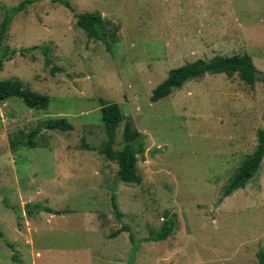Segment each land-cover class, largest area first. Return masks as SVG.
I'll return each instance as SVG.
<instances>
[{"label": "rangeland", "instance_id": "1", "mask_svg": "<svg viewBox=\"0 0 264 264\" xmlns=\"http://www.w3.org/2000/svg\"><path fill=\"white\" fill-rule=\"evenodd\" d=\"M22 1L0 0V27ZM67 1L77 14L102 15V41L64 5L39 0L13 19L1 44L49 46L59 72L40 50L16 54L0 72L50 99L39 110L0 101V264H261L264 159L244 189L227 198L224 191L257 148L264 78L249 86L237 75L207 74L150 98L170 70L197 60L248 54L264 74V0ZM104 103L126 116L114 151L127 121L143 135L141 184L119 180L117 161L100 152ZM63 118L72 130H43L35 148L20 146L39 125ZM167 217L176 222L171 236L148 241Z\"/></svg>", "mask_w": 264, "mask_h": 264}, {"label": "trees", "instance_id": "2", "mask_svg": "<svg viewBox=\"0 0 264 264\" xmlns=\"http://www.w3.org/2000/svg\"><path fill=\"white\" fill-rule=\"evenodd\" d=\"M39 0H23L17 7L10 9L8 15L3 20L0 27V72L3 70L4 62L10 61L13 56L20 54L25 57L30 51L40 50L44 57V63L47 67H51V73L55 75L59 72L50 60L51 49L47 47H33L26 50L7 48L2 51L1 44L5 40L10 29L13 19L23 13L27 8ZM54 3H60L68 8L77 20V26L86 32L90 39L102 41L108 31L105 27V20L102 15L96 13L77 14L67 0H52ZM207 74L216 75L223 74L229 78L237 75L239 79L249 86H254L260 78H264V74L260 72L250 55H234L231 57L217 56L210 61L197 60L193 63L172 69L168 73V77L164 82L158 85L151 95V102L156 103L177 89H181L187 82L204 77ZM11 98H19L30 109H46L49 106L50 99L48 96L38 94L18 79L0 80V101H7ZM103 123L107 135V141L104 143V149L100 150L109 159L117 161L119 169L117 178L129 184H141L142 178L138 173L137 162L138 156L145 153L143 135L134 129L133 124L127 121L122 133L123 148L121 151H114V144L119 126L126 120L121 107L117 103H104L102 108ZM73 129V126L66 119H52L32 130L27 139L21 143V147L35 148L36 139L43 130L67 132ZM15 147V144H12ZM84 148L88 151H97L87 144ZM264 159V128L259 131L258 145L253 154L246 157L243 165L238 169L230 184L224 191V198L231 196L240 189H244L248 182L259 171ZM112 202L116 215L120 218V213L116 205V196L112 195ZM222 202V201H221ZM176 222L174 219L167 217L163 223V227L159 231H152L148 241L161 242L167 240L174 232ZM129 227H123V229ZM1 235V233H0ZM116 236V235H115ZM132 238V236H131ZM12 247V246H11ZM264 264V258L260 260Z\"/></svg>", "mask_w": 264, "mask_h": 264}]
</instances>
